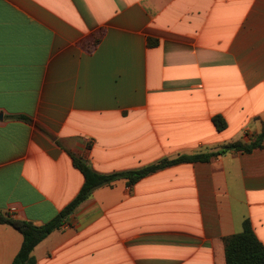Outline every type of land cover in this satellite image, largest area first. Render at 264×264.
I'll use <instances>...</instances> for the list:
<instances>
[{
  "label": "crops",
  "instance_id": "0c3cea01",
  "mask_svg": "<svg viewBox=\"0 0 264 264\" xmlns=\"http://www.w3.org/2000/svg\"><path fill=\"white\" fill-rule=\"evenodd\" d=\"M263 126L264 0H0L5 216L54 219L84 184L74 157L130 172L251 144ZM246 220L264 246V143L98 188L32 256L226 264L225 239ZM22 243L0 224V264Z\"/></svg>",
  "mask_w": 264,
  "mask_h": 264
},
{
  "label": "trees",
  "instance_id": "16d2710c",
  "mask_svg": "<svg viewBox=\"0 0 264 264\" xmlns=\"http://www.w3.org/2000/svg\"><path fill=\"white\" fill-rule=\"evenodd\" d=\"M21 119L28 120L26 117ZM218 131L226 129L227 124L221 117L213 119ZM264 143V126L260 135L251 144L241 142L230 143L223 151L211 155L180 156L173 160L164 159L156 164L147 166L140 170L130 172H118L112 174H101L80 158H73V163L84 177V184L77 197L65 207L54 219L42 226H36L30 222L13 219L0 212V224L9 225L17 230L23 237L22 247L12 264H36L32 256L34 249L43 242L54 231L62 228L74 211L86 202L93 192L101 187L110 186L114 182L126 179L130 185H134L147 176L164 170L168 167L183 163L208 162L212 157L221 155L228 151H241L250 153L261 148ZM226 264H264V246L256 237L252 224L249 220L244 221L241 233L225 239Z\"/></svg>",
  "mask_w": 264,
  "mask_h": 264
},
{
  "label": "built area",
  "instance_id": "2783aa9c",
  "mask_svg": "<svg viewBox=\"0 0 264 264\" xmlns=\"http://www.w3.org/2000/svg\"><path fill=\"white\" fill-rule=\"evenodd\" d=\"M14 212H16L14 208L10 210V213H14Z\"/></svg>",
  "mask_w": 264,
  "mask_h": 264
},
{
  "label": "water",
  "instance_id": "95a60500",
  "mask_svg": "<svg viewBox=\"0 0 264 264\" xmlns=\"http://www.w3.org/2000/svg\"><path fill=\"white\" fill-rule=\"evenodd\" d=\"M83 163H85V161L83 160Z\"/></svg>",
  "mask_w": 264,
  "mask_h": 264
}]
</instances>
